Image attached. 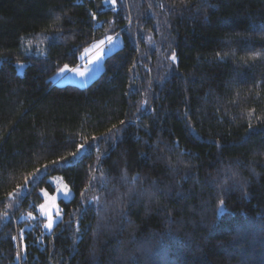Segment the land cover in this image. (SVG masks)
Instances as JSON below:
<instances>
[{"label": "trees", "instance_id": "obj_1", "mask_svg": "<svg viewBox=\"0 0 264 264\" xmlns=\"http://www.w3.org/2000/svg\"><path fill=\"white\" fill-rule=\"evenodd\" d=\"M0 264H264V0H0Z\"/></svg>", "mask_w": 264, "mask_h": 264}, {"label": "rangeland", "instance_id": "obj_2", "mask_svg": "<svg viewBox=\"0 0 264 264\" xmlns=\"http://www.w3.org/2000/svg\"><path fill=\"white\" fill-rule=\"evenodd\" d=\"M104 6L105 8L115 9L117 7V0H115V3L111 2V0H104ZM109 36L113 37V42L111 44L107 43L105 37L101 39L105 40V44L100 48H97L96 45L101 40L94 41L89 46H87L80 54L81 64L77 65L74 68H70L68 66V68L64 71H61V69H64L65 65L62 66L55 72V74L52 75L51 81L58 85L73 84L80 87L87 86L102 72L104 58L119 49L124 43V39L121 34ZM97 56L99 57L98 59ZM24 66V63H17V70L19 73L23 72ZM80 73H83V75H80ZM83 145L84 147L82 149L75 152V158L82 156L88 150V146L86 144ZM49 180L53 184L55 190L53 192H49L46 189H42L41 194L43 196V202L35 208L36 213L29 210L25 214L21 215V219H25L28 221V224L25 225V229H29L31 225L39 222L43 232H52L55 225L62 218V211L59 200H69L73 196L72 189L63 181L61 176L54 175L49 177ZM15 196L16 194L13 193L11 197L13 198ZM49 214L51 215L53 221L51 229L45 227V225L48 223ZM24 244L25 243L23 241V250Z\"/></svg>", "mask_w": 264, "mask_h": 264}, {"label": "snow or ice", "instance_id": "obj_3", "mask_svg": "<svg viewBox=\"0 0 264 264\" xmlns=\"http://www.w3.org/2000/svg\"><path fill=\"white\" fill-rule=\"evenodd\" d=\"M111 2L115 3V0H111ZM105 40L107 41L108 44H111V43L113 42V37H112V36H107V37L105 38ZM105 40H101V41H99L98 44L96 45V47H97V48H100L102 45H104V44H105ZM86 51H87V49H86ZM98 58H99V57L97 56V59H98ZM172 59H173V60L175 59V56H174V55H173ZM67 68H68V66L65 65V66H64V69H61V71H64V70L67 69ZM80 75H83V73H80ZM121 123H124V122L121 121ZM249 127H251V125H249ZM93 139H95V138H93ZM83 147H84V145L81 144V145L79 146V148L77 149V151H79V150L82 149ZM75 155H76V153H73V156H75ZM53 163L55 164V163H58V162L54 161ZM46 169H47V166H45V170H46ZM37 173H39V170H37ZM38 180H39V175L34 174L31 180H29L28 178H26V180H25V184H26V185H27L28 183H33V184H35V183L38 182ZM18 191L22 192V191H24V189H21V188H19V186H18ZM9 195L12 196L13 194L10 193ZM220 203H221V205H222V204H223V201H221ZM52 223H53V221H52V217H51V215L49 214V216H48V223L45 225V227L51 229V228H52Z\"/></svg>", "mask_w": 264, "mask_h": 264}]
</instances>
